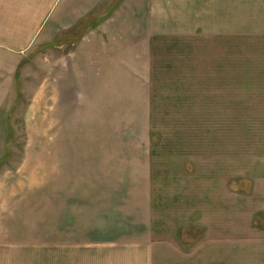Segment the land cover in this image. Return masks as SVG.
Returning a JSON list of instances; mask_svg holds the SVG:
<instances>
[{
	"label": "crops",
	"instance_id": "obj_1",
	"mask_svg": "<svg viewBox=\"0 0 264 264\" xmlns=\"http://www.w3.org/2000/svg\"><path fill=\"white\" fill-rule=\"evenodd\" d=\"M237 50L264 86V0H0V264H264V190L139 140L188 100L156 86H236ZM22 95L51 107L52 146L13 145Z\"/></svg>",
	"mask_w": 264,
	"mask_h": 264
},
{
	"label": "rangeland",
	"instance_id": "obj_2",
	"mask_svg": "<svg viewBox=\"0 0 264 264\" xmlns=\"http://www.w3.org/2000/svg\"><path fill=\"white\" fill-rule=\"evenodd\" d=\"M237 46L244 47L245 44L238 43ZM240 51L243 50H237L238 57L234 59L236 86H187L186 91L179 92L176 86L172 90L156 86L157 97L171 94L177 97L169 98V101L181 102L178 94H182L188 100L182 99L186 106L176 103L159 109L153 122L138 123L142 136L149 132L147 138L139 140L151 142L156 147H175L181 141H189L190 146H199L197 152L204 154L203 164L195 165L198 166L196 177L204 178L206 184L212 186L213 178L220 177L223 183L229 180V189L238 195L251 194V191L254 195V192L264 190V86L243 85L246 69L243 59H240ZM36 87H29L30 94L33 95ZM48 98H51V93ZM29 99L27 95H22L7 115L10 129L14 128L15 132L13 145L52 146V109L33 107L29 111ZM39 112L40 118L32 116ZM26 117L31 121L27 123L29 132L26 131ZM111 125L110 130L117 128L116 124ZM107 141L112 146L120 145L113 138ZM193 167L190 164L192 173L195 172ZM194 234L192 236L195 237Z\"/></svg>",
	"mask_w": 264,
	"mask_h": 264
}]
</instances>
